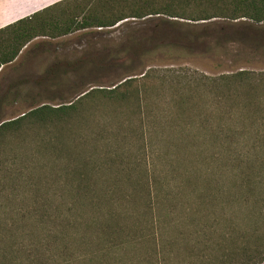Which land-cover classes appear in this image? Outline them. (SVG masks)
<instances>
[{"label": "trees", "instance_id": "trees-1", "mask_svg": "<svg viewBox=\"0 0 264 264\" xmlns=\"http://www.w3.org/2000/svg\"><path fill=\"white\" fill-rule=\"evenodd\" d=\"M57 5L0 29V66L38 36L131 18L124 60L264 38V0H85L80 21ZM263 263L264 70L148 67L0 123V264Z\"/></svg>", "mask_w": 264, "mask_h": 264}, {"label": "rangeland", "instance_id": "rangeland-1", "mask_svg": "<svg viewBox=\"0 0 264 264\" xmlns=\"http://www.w3.org/2000/svg\"><path fill=\"white\" fill-rule=\"evenodd\" d=\"M24 1L36 0H0V12L9 9L11 13L12 9ZM56 5L53 9L55 15L65 9L67 14L80 21L85 14V0L61 1ZM77 5L81 8H77ZM142 22L143 19L131 18L111 27L81 29L64 36H38L33 39L32 44L18 55L16 63L6 70L8 78L4 85L18 83L16 89L20 93L7 94L18 100L13 106L3 107L0 121L15 119L19 114L42 104L52 107L69 104L93 88H112L130 74L142 73L148 67H188L209 76L243 69L264 70V38L259 45L252 43L250 38L245 39L247 42L238 40L226 44L228 54L221 49L223 47H219L213 52L177 62H169L153 54L139 61L122 59L121 50L128 51L131 48L129 38H132L136 30L132 28ZM258 27L264 30V24ZM143 28L136 34L148 35L147 27ZM107 50L111 53L107 54ZM34 81H41V85L35 86L32 84ZM0 90L6 92L3 86ZM30 94L35 99L34 103L28 100Z\"/></svg>", "mask_w": 264, "mask_h": 264}, {"label": "crops", "instance_id": "crops-1", "mask_svg": "<svg viewBox=\"0 0 264 264\" xmlns=\"http://www.w3.org/2000/svg\"><path fill=\"white\" fill-rule=\"evenodd\" d=\"M61 1H64V0H36V1H24L25 3H22V4H19L16 6L15 9H12L13 12L10 13L9 9L3 11V12H0V29L9 25V24H12L14 22H16L17 20H20L22 18H25V17H28L32 14H34L35 12L37 11H40V10H43L47 7H50L58 2H61ZM174 21H179L181 23H190V24H196V23H193L191 21H184V20H180V19H173ZM224 22V20L222 19H213L212 20V28L215 27L214 24H218L217 26H220L222 25ZM248 20L242 18V19H239L237 21H234L232 23L234 24H238L237 26L238 27H235L236 29L240 30L241 28H245L246 26H248ZM208 22H204V21H201V22H198L199 25H205L207 24ZM250 23V22H249ZM264 23H262L261 25H263ZM216 26V27H217ZM235 30V29H234ZM34 41V40H33ZM29 42L28 44H26L22 50L20 51L19 54H21V52H23L25 49L28 48V46L30 44H32V42ZM18 54V55H19ZM18 57V56H17ZM17 57L15 58V60L11 63H8L6 65H3V66H0V89L1 87L3 86V89H5L4 91H6L5 93H3L1 90L0 92V115H1V112L3 110V107L9 105V106H13L14 104H16L17 102V98H12L11 96L7 95V86L9 85H4V82L5 80L8 78L5 74L7 73L6 70L7 68H9V66H12L13 64L16 63V60H17ZM20 93V92H19ZM34 98L31 97L30 99H28L30 102H35L33 100ZM28 100H24V102L28 101ZM23 114V113H22ZM22 114H19L20 116ZM17 115V116H19ZM15 116V117H17ZM4 122V120L0 121V123Z\"/></svg>", "mask_w": 264, "mask_h": 264}]
</instances>
